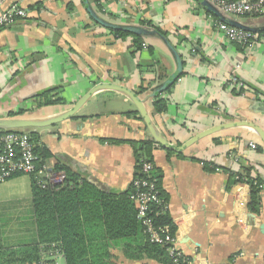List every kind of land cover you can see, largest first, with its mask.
Wrapping results in <instances>:
<instances>
[{"label":"crops","instance_id":"obj_1","mask_svg":"<svg viewBox=\"0 0 264 264\" xmlns=\"http://www.w3.org/2000/svg\"><path fill=\"white\" fill-rule=\"evenodd\" d=\"M95 10L94 4L88 0ZM99 16L121 25L159 28L182 59V74L160 93L167 100L154 113V98L145 100L153 125L177 147L211 126L250 120L264 130V114L248 111L253 100L264 103V31L251 47L228 42L197 0H98ZM27 10L0 30V119L47 118L70 108L94 85L115 83L135 93L160 84L176 68L172 53L158 36L145 37L135 49L130 36H119L96 24L82 0H7L3 5ZM250 28L264 26V13L228 15ZM235 76L241 94L229 83ZM61 96V104L38 107L43 92ZM159 95V94H158ZM24 110L22 114H16ZM130 112L129 115L126 113ZM39 135L53 157L101 189L123 192L134 174L132 148L111 139L140 140L149 132L131 100L113 90H100L72 117L54 125L27 129ZM255 143L251 148L249 143ZM258 135L246 127L227 128L205 136L182 151L152 152V165L162 174L168 213L176 226L175 248L189 264H264V187L259 213L248 209L247 183H233L229 172L251 169L264 185V151ZM205 164L219 167L208 170ZM134 202V201H133ZM136 207V204L134 202ZM0 219L6 246L36 241L31 182L28 175L0 183ZM117 264L132 261L118 249ZM116 263V262H114Z\"/></svg>","mask_w":264,"mask_h":264},{"label":"trees","instance_id":"obj_2","mask_svg":"<svg viewBox=\"0 0 264 264\" xmlns=\"http://www.w3.org/2000/svg\"><path fill=\"white\" fill-rule=\"evenodd\" d=\"M91 1L95 11L100 12L98 0ZM106 29L119 36H130L133 47L141 48L143 36ZM155 30L160 35H166V32L159 28ZM146 89L141 86L137 93H142ZM159 96L160 94L152 102L154 113H162L167 108V100ZM37 99L38 107L64 103L61 96L52 95L47 91L38 95ZM22 112L24 110H18L16 114L11 113V115L22 114ZM126 114L129 115L130 112ZM28 134L37 157L35 166L40 168L47 164V160L53 157V154L39 141L37 133L30 130ZM107 141L113 144L128 143L131 146L134 160L133 177L152 181L158 197L163 202V204L153 203L150 206L149 216L152 217L154 224L162 226L174 236L176 226L168 213V196L161 185L162 174L155 167L147 174L142 171L144 162L152 163L153 150L162 147L152 138L140 140L108 138ZM259 150L262 148L259 147ZM167 152L174 151L167 149ZM52 168L65 174V180L61 184L47 185L43 188L37 182L35 174L29 176L36 224L35 242L16 247L6 246L2 239L0 219V264H31L38 258L40 245L51 243H56L62 248L65 264H114L113 249L121 251L127 260L148 259L157 264H174L165 246L150 243L144 235L143 228L136 219V207L132 198L135 187L132 183L123 192L108 191L97 187L65 164L56 162ZM205 168L212 170L208 164H205ZM250 170L244 168L239 172L230 171L229 176L233 183L242 182L249 185L248 209L253 213H259L262 188L258 185L261 184V179L253 177ZM19 175L22 174L12 177ZM164 204L165 208H163Z\"/></svg>","mask_w":264,"mask_h":264},{"label":"built area","instance_id":"obj_3","mask_svg":"<svg viewBox=\"0 0 264 264\" xmlns=\"http://www.w3.org/2000/svg\"><path fill=\"white\" fill-rule=\"evenodd\" d=\"M79 1V0H73ZM222 14L225 15H260L264 13V0H208ZM7 0H0V30L12 25L19 18H26L27 10L15 4L4 7ZM213 27L222 34L228 42H236L245 47L253 46L262 37L259 32L243 30L222 22L220 19H213ZM264 35V34H263ZM142 48L146 47L142 43ZM241 94L244 93V85L235 76H230L228 80ZM251 148H256L255 143H249ZM33 142L28 132L23 130H3L0 131V183L11 178L16 174L28 175L35 174V178L41 187L47 185L55 186L65 180V174L55 171L50 165L44 164L36 168V155L33 151ZM153 168L150 161L142 165L143 173H149ZM211 168L219 172L221 169L216 166ZM131 183L135 187L132 196L136 204V219L143 228V233L150 243L165 246L174 264H189V256L175 248V235H171L160 225L153 222L149 216L150 206L153 203L163 204L157 195V190L152 181L143 178L133 177ZM259 188H263L261 183ZM165 204L163 208H165ZM62 261V263H60ZM31 264H65L64 253L56 243L40 245L39 255L36 261Z\"/></svg>","mask_w":264,"mask_h":264},{"label":"water","instance_id":"obj_4","mask_svg":"<svg viewBox=\"0 0 264 264\" xmlns=\"http://www.w3.org/2000/svg\"><path fill=\"white\" fill-rule=\"evenodd\" d=\"M85 5V10L87 11L88 15L91 17V19L98 25L104 27V28H110L112 30L116 31H124L136 35H141L143 38L145 37H153L158 36L161 38V40L164 42L166 47L169 49V51L172 53L176 68L174 72L171 74L169 78H167L165 81L161 82L160 84H156L155 86H152L147 92H145L144 97H140L137 93H135L133 90L121 86L119 84L115 83H101L94 85L86 94H84L81 98L75 102L70 108L64 110L60 114H57L55 116L47 117V118H26L23 116H14V117H8V118H1L0 119V131L2 130H27V129H35V128H43L47 126L54 125L55 123L61 122L65 119H68L72 116H74L81 107L91 98L93 94L100 90L108 89L117 91L126 97H128L133 105L135 106V110L138 112L139 116L142 118L148 132L150 135V138H152L155 142H157L162 148L174 150V151H182L186 147L190 146L191 144L195 143L199 139L211 135L213 133H216L218 131L227 129V128H233V127H246L251 130H253L258 137L261 140V145L264 151V130L254 122L246 119L242 120H233L228 123H220L214 126H211L210 128L203 130L181 144L180 146H176L172 144L165 136L153 125L152 119L150 116V113L148 112V109L145 104V100L148 98H154L160 93L166 92L168 87L172 85L182 74V66L183 61L181 59V55L177 52L175 47L169 42V40L163 36L157 33L155 28H150L146 26H140V25H121V24H115L112 23L109 20H106L105 18L99 16L95 10L91 7L88 0H82ZM200 4L210 13L217 16L222 22H225L227 24H230L232 26H235L237 28L243 29V30H250L254 32L264 31V26L259 28H250L247 26H244L242 24H239L238 22L231 21L229 18H227V15L222 14L218 9L208 0H199ZM248 111L252 112L253 114H264V103H260L257 100L252 101V105L248 108Z\"/></svg>","mask_w":264,"mask_h":264},{"label":"rangeland","instance_id":"obj_5","mask_svg":"<svg viewBox=\"0 0 264 264\" xmlns=\"http://www.w3.org/2000/svg\"><path fill=\"white\" fill-rule=\"evenodd\" d=\"M23 131H26L27 132L28 130L25 129ZM114 256H115V258L113 259V262H116L114 264H117V262H118V259L117 258H119V257L117 255H115V254H114ZM60 263H62V261H60Z\"/></svg>","mask_w":264,"mask_h":264}]
</instances>
